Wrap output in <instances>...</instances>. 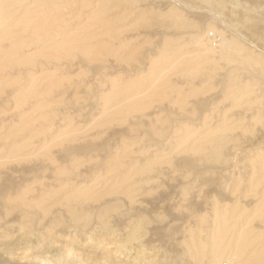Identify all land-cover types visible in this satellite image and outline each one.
I'll list each match as a JSON object with an SVG mask.
<instances>
[{
    "label": "rangeland",
    "instance_id": "374dc122",
    "mask_svg": "<svg viewBox=\"0 0 264 264\" xmlns=\"http://www.w3.org/2000/svg\"><path fill=\"white\" fill-rule=\"evenodd\" d=\"M50 2L3 8L0 168L39 164L29 184L45 181L46 166L62 174L58 186L98 184L103 199H119L103 225L107 212L130 216L82 233L86 245L59 237L65 258L250 264L264 249V0ZM75 214L84 224L93 215ZM31 217L22 239H35L17 259L58 221Z\"/></svg>",
    "mask_w": 264,
    "mask_h": 264
},
{
    "label": "bare ground",
    "instance_id": "6f19581e",
    "mask_svg": "<svg viewBox=\"0 0 264 264\" xmlns=\"http://www.w3.org/2000/svg\"><path fill=\"white\" fill-rule=\"evenodd\" d=\"M7 2L8 0H0V20L4 15L3 8H5L4 6L7 4ZM55 8L58 7L56 6ZM38 165L39 164H35V167L32 166L33 168H26L24 167L25 165L24 166L22 165V167L12 166L13 168H9V169H3L2 167L0 168V264H41L40 263L41 260H39L41 258H43V261H48V262L52 261L55 264H92L90 262L91 259H89L92 257V255L89 257V255L87 256L86 254H84L89 259V260L88 259L85 260L88 261L85 263L84 261L77 262L65 258V255L63 253L64 249H62L63 245L60 246V244H57L60 241L59 237L62 239L65 237H71L72 239L74 238L73 240H77L78 242L80 241L84 242V240L86 239L84 240L82 239L83 238L82 233L84 235V233L91 232L92 234L99 235L103 233V231L107 230L105 228L107 225L110 226L112 230L113 228L118 226L119 227L125 225L129 226L130 216L107 212L108 215H106V220H105L107 221V223L103 225L104 223L103 217L102 215L99 214H101L103 208H105L106 205L110 204L112 201L114 202L117 200L119 201V199L115 197L103 199L102 198L103 196L101 195L102 193L98 192L100 191L97 186L98 184L96 186H91L88 188L80 187L78 183H74V184L71 183L69 185L62 184L58 186L56 181L59 179V177H61L62 174H60L59 172L57 173L55 171L56 169L54 170L51 167L46 166L45 168H43V170L45 169L44 171L45 174L44 175L42 173L41 174L42 176H44L45 181L43 183L41 182L42 184H37V182L35 183L31 182L32 184H29L28 183L30 181L29 174L37 172V170L40 169V168L39 169L36 168ZM175 178L177 177H174V179ZM103 188L100 187V189ZM113 190L115 189L111 188V190L107 192L108 196L112 195L111 193H113ZM126 195L129 194H125V198ZM157 197H160V195ZM125 198L124 200H122L120 197V201H123V204H126V207L128 206L127 208L131 209L132 200L130 199V197L126 199ZM148 200L144 201L143 203L145 204L148 203L147 205H151V206L154 205L153 203H149ZM254 200L251 199L246 201L247 207L252 206ZM145 204L142 205L141 207H144ZM77 210H82L84 211V213H93V215H87L89 217V221L84 224L79 219H73L74 217L76 218V216L78 215L75 214ZM74 214L76 216H73ZM29 215H32V217L37 221L41 220V223H45V221H47L49 217L57 218L58 221H55V224L51 226L50 232L48 231L49 234H51V240L49 239L50 241L48 242L43 241L44 244L42 243L41 245L42 247L38 249L37 252L32 253L29 257L17 259L14 256L16 254L15 252L23 249L24 244L27 245L29 243H33L34 242L33 239H35V238H31L29 239L28 242L26 241L24 242V238L22 239L24 234V229L25 227H28V226L24 227L23 225L26 223L25 219L29 217ZM155 227L156 226H154V229ZM221 233L218 234V237H216L213 242L212 258L214 257L216 261L219 258L221 259L223 253L225 252L224 248H222L223 234ZM148 238L150 239V236ZM247 243L248 242H245L242 243L241 245H243V247H246ZM88 248H95V247L91 245V247ZM200 248L201 245L199 247V250ZM258 249L250 254L249 258L246 260L247 263L264 264V249L262 250H258ZM95 253H98V251H95ZM34 259L38 260L39 262L33 261Z\"/></svg>",
    "mask_w": 264,
    "mask_h": 264
}]
</instances>
